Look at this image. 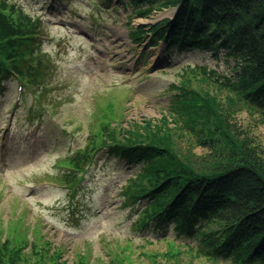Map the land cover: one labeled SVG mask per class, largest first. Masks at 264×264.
<instances>
[{
	"label": "trees",
	"instance_id": "obj_1",
	"mask_svg": "<svg viewBox=\"0 0 264 264\" xmlns=\"http://www.w3.org/2000/svg\"><path fill=\"white\" fill-rule=\"evenodd\" d=\"M120 1L148 15L182 0ZM43 28L40 16L0 0V80L15 74L23 86L48 88L50 65L37 43ZM143 35L151 45L162 40L166 50L217 54L223 48L234 64L226 73L189 65L171 85L176 92L158 121L123 127L115 103H108L85 145L58 160L62 170L54 180L74 194L101 149L141 161L120 187L123 205L140 204L135 226H172L177 236L196 241L190 246L196 255L211 260L264 264V149L237 120L246 110L264 124V0H183L149 30L130 24L131 39ZM193 146L206 152L197 154ZM23 219L14 220L5 238L0 228V264H69L63 248L44 234L31 239L24 233ZM89 259L80 253L77 264Z\"/></svg>",
	"mask_w": 264,
	"mask_h": 264
},
{
	"label": "rangeland",
	"instance_id": "obj_2",
	"mask_svg": "<svg viewBox=\"0 0 264 264\" xmlns=\"http://www.w3.org/2000/svg\"><path fill=\"white\" fill-rule=\"evenodd\" d=\"M13 1L43 19L37 43L50 68L47 89L21 86L15 74L0 80L3 237L24 216V233L31 239L44 234L63 248L69 264H77L85 252L88 264H234L196 255L190 248L196 241L177 236L172 226H135L140 204L123 205L120 187L141 161L101 149L74 194L54 180V173L62 170L58 160L85 145L108 103H115L123 127L158 121L176 92L171 85L180 72L194 64L230 72L233 58L223 48L217 54L197 47L166 50L162 40L151 45L147 35L139 41L130 38V24L149 30L173 16L176 5L140 15L120 0ZM237 120L264 149V124L246 110ZM193 148L197 154L206 152Z\"/></svg>",
	"mask_w": 264,
	"mask_h": 264
},
{
	"label": "water",
	"instance_id": "obj_3",
	"mask_svg": "<svg viewBox=\"0 0 264 264\" xmlns=\"http://www.w3.org/2000/svg\"><path fill=\"white\" fill-rule=\"evenodd\" d=\"M182 2H183V1H181V3H179L178 5H176V6H174V7L172 8V11H173L174 13L178 10V8H179L180 5L182 4ZM174 13H172V14H174Z\"/></svg>",
	"mask_w": 264,
	"mask_h": 264
},
{
	"label": "bare ground",
	"instance_id": "obj_4",
	"mask_svg": "<svg viewBox=\"0 0 264 264\" xmlns=\"http://www.w3.org/2000/svg\"><path fill=\"white\" fill-rule=\"evenodd\" d=\"M170 12H172V11H170ZM170 12H169V10L167 11L168 14H169Z\"/></svg>",
	"mask_w": 264,
	"mask_h": 264
}]
</instances>
